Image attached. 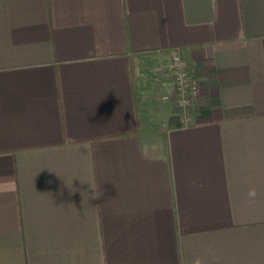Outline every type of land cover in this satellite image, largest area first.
I'll use <instances>...</instances> for the list:
<instances>
[{
  "label": "crops",
  "instance_id": "1",
  "mask_svg": "<svg viewBox=\"0 0 264 264\" xmlns=\"http://www.w3.org/2000/svg\"><path fill=\"white\" fill-rule=\"evenodd\" d=\"M0 264H264V0H0Z\"/></svg>",
  "mask_w": 264,
  "mask_h": 264
},
{
  "label": "built area",
  "instance_id": "2",
  "mask_svg": "<svg viewBox=\"0 0 264 264\" xmlns=\"http://www.w3.org/2000/svg\"><path fill=\"white\" fill-rule=\"evenodd\" d=\"M169 70L176 86V110L181 114L182 123L188 125L191 116L197 113L202 96L200 83L186 60L178 51L169 56Z\"/></svg>",
  "mask_w": 264,
  "mask_h": 264
},
{
  "label": "trees",
  "instance_id": "3",
  "mask_svg": "<svg viewBox=\"0 0 264 264\" xmlns=\"http://www.w3.org/2000/svg\"><path fill=\"white\" fill-rule=\"evenodd\" d=\"M169 53V52H168ZM172 54V53H171ZM150 56H152V55H150ZM170 56V55H169ZM189 64V63H188ZM189 67L190 68H192V66H190L189 65ZM140 110H141V108H140V106L137 104V115H138V122H139V128L141 129V130H144V129H151L152 130V132H159L160 131V128H158V127H152V128H146L145 126H142L141 124H140V119H139V113H140ZM194 115V114H193ZM192 115V116H193ZM192 116H191V119H192Z\"/></svg>",
  "mask_w": 264,
  "mask_h": 264
},
{
  "label": "rangeland",
  "instance_id": "4",
  "mask_svg": "<svg viewBox=\"0 0 264 264\" xmlns=\"http://www.w3.org/2000/svg\"><path fill=\"white\" fill-rule=\"evenodd\" d=\"M166 57H167V56H166ZM167 59H168V62H170L169 57H167Z\"/></svg>",
  "mask_w": 264,
  "mask_h": 264
}]
</instances>
